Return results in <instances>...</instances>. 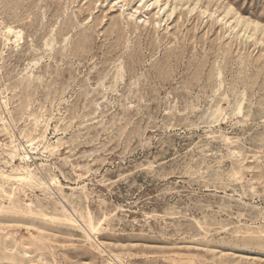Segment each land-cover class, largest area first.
<instances>
[{"label": "rangeland", "instance_id": "374dc122", "mask_svg": "<svg viewBox=\"0 0 264 264\" xmlns=\"http://www.w3.org/2000/svg\"><path fill=\"white\" fill-rule=\"evenodd\" d=\"M152 1L0 0V169L62 186L0 264H264V0Z\"/></svg>", "mask_w": 264, "mask_h": 264}, {"label": "bare ground", "instance_id": "6f19581e", "mask_svg": "<svg viewBox=\"0 0 264 264\" xmlns=\"http://www.w3.org/2000/svg\"><path fill=\"white\" fill-rule=\"evenodd\" d=\"M160 1L161 0H153L150 4L156 5ZM198 1H200V0H198ZM165 4L166 3L164 2V6H165ZM175 7L176 6L174 5L173 7H171V9H169L170 13H172L174 11ZM232 11L233 10L231 7L226 6L225 7V13H224L225 16ZM203 12L206 13L207 10H203ZM233 13H235V17L233 20H234V23L236 25L239 22H242V23H244V26L246 28L252 27L253 30H255V28H257V24H255L254 21L246 20L244 17L238 15L236 12H233ZM219 20H220V18H219ZM221 20H223V19H221ZM232 26H234V25L232 24ZM6 32H7V34L8 33L13 34L14 35L13 37H15L16 39H21V31L20 30H15L11 27H7ZM13 41H14V39H13ZM1 101L3 103H5V100L1 99ZM10 121H11V117L9 116V119H6L4 121V123L10 124ZM25 145H27V144H25ZM17 157H19L20 162L23 163L24 158H27V155H18ZM19 167H21L24 170L22 171V173L17 174V175L8 174L7 171H5L4 169H0V197H2V200H0V225H2V226H0V230H2V231L7 230L6 224H8V222L14 221V220L19 221L22 219L23 221L20 224L24 225L23 229L26 231V233L32 235V232L34 230L37 231L39 229V227H42V226L41 225L35 226L34 224H30V222L34 221V219H33L34 217L33 218L28 217V214H32V215L37 214V213L33 212L31 209L32 201H31V197H30V192H32V190H34V189H39L42 192L43 191L44 192L49 191L51 194H54V193L56 194V193L62 192V186L56 185V178L54 176H51L50 178H46L44 176H40L37 171L30 169L28 166H25V167L19 166ZM10 178H15L17 180V182H18L17 184L19 185L17 188L21 191V193L23 195V199L21 198L20 200H18V199L14 200L13 195L15 193V190L17 189V188H15V185H14V187H12L13 186V184H12L11 188L8 191L6 190L5 187H3L1 185V181L5 182V181H8V179H10ZM53 185H55L56 189H57L55 192H53V188H52ZM26 188L29 189L30 192L29 191L26 192L25 191ZM80 195H81V193H80ZM49 197H48V199H49ZM51 200H53V199H51ZM22 201H23V203H22ZM22 204H25L27 206L26 209H22V206H21ZM60 204H61V209L64 212L62 218L60 219V218L55 217V218H51V219L57 220V222L59 224L58 226H62L63 224H67V225L73 224V223L76 224L75 223L76 220L73 217V213L69 212L68 208H66V210L64 211L65 206L62 203H60ZM12 207H17L18 210L15 209V211H17L19 213L18 216L16 215L15 211H10V210H14V208H12ZM98 211L99 210L96 207H86L85 208V213L87 214V217L89 219H91L92 215H95ZM40 214L43 216H46V214H44V213H40ZM105 217H106V215H104V218ZM89 219H88L87 225L89 226L91 231H94V233H96L97 228ZM96 225H99V222H97ZM85 234L88 235L86 232H85ZM261 236H264V235H261ZM24 239L25 238H23V237L17 236V234L15 232H6V234H4L3 237H0V252L3 251L5 253L4 258L11 257L9 255L12 253V248L15 246H17V250H16V252H13L14 254H20L21 253L22 254L21 258H29L28 252L25 250V247H24V245H25ZM5 242H7V243H5ZM97 246H98V243H97ZM99 247H101V246L99 245ZM101 249H103V248H101ZM108 255H110V254H108Z\"/></svg>", "mask_w": 264, "mask_h": 264}]
</instances>
